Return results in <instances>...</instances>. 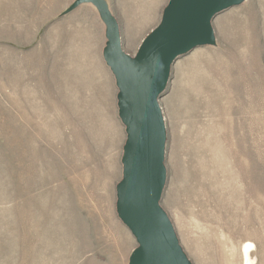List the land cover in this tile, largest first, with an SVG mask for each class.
<instances>
[{
	"label": "rangeland",
	"instance_id": "obj_1",
	"mask_svg": "<svg viewBox=\"0 0 264 264\" xmlns=\"http://www.w3.org/2000/svg\"><path fill=\"white\" fill-rule=\"evenodd\" d=\"M0 0V264H128L126 140L91 3ZM133 56L169 0H104ZM158 99L160 206L191 264H264V0L218 13Z\"/></svg>",
	"mask_w": 264,
	"mask_h": 264
},
{
	"label": "water",
	"instance_id": "obj_2",
	"mask_svg": "<svg viewBox=\"0 0 264 264\" xmlns=\"http://www.w3.org/2000/svg\"><path fill=\"white\" fill-rule=\"evenodd\" d=\"M243 2L169 0L133 56L122 49L118 23L104 0H76L68 8L91 3L104 24L102 56L114 77L118 117L126 134L115 211L136 242L128 264H191L160 206L166 132L158 99L176 59L212 45L214 17Z\"/></svg>",
	"mask_w": 264,
	"mask_h": 264
},
{
	"label": "bare ground",
	"instance_id": "obj_3",
	"mask_svg": "<svg viewBox=\"0 0 264 264\" xmlns=\"http://www.w3.org/2000/svg\"><path fill=\"white\" fill-rule=\"evenodd\" d=\"M252 244L247 242L243 245L242 255H243V264H253V260L250 256Z\"/></svg>",
	"mask_w": 264,
	"mask_h": 264
},
{
	"label": "crops",
	"instance_id": "obj_4",
	"mask_svg": "<svg viewBox=\"0 0 264 264\" xmlns=\"http://www.w3.org/2000/svg\"><path fill=\"white\" fill-rule=\"evenodd\" d=\"M105 35V34H104ZM104 44H105V42H104ZM104 47V46H103ZM103 49V48H102ZM102 58H103V56H102ZM104 60V59H103ZM106 64V63H105Z\"/></svg>",
	"mask_w": 264,
	"mask_h": 264
}]
</instances>
